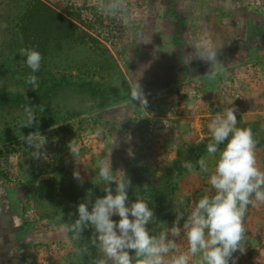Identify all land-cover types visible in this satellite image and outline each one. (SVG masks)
<instances>
[{"label": "rangeland", "instance_id": "1", "mask_svg": "<svg viewBox=\"0 0 264 264\" xmlns=\"http://www.w3.org/2000/svg\"><path fill=\"white\" fill-rule=\"evenodd\" d=\"M30 1L0 0V96H13L12 103L0 100V264H78L55 205L83 185L99 184L102 162L126 173L130 201L134 191L166 189L172 178L175 211L187 215L201 196L214 194L208 125L228 107L236 109L238 127L252 129L264 170V0H126L123 21L100 13L99 0H43L73 26L36 73L19 55ZM201 39L218 50L226 68L213 80L203 76L209 65L192 59V44ZM30 75L38 78L36 90L26 83ZM137 81L146 109L129 102ZM55 82L63 87L52 91ZM29 94L40 97L31 105L37 119L27 127L29 103L20 100ZM33 132L46 141L39 158L32 156L35 146L23 142ZM72 139L77 161L67 147ZM201 158L209 172H201ZM185 160L192 171L181 167ZM244 225L245 251L233 253L235 264H264V203L248 206ZM178 246L187 250L183 233ZM199 259L191 257L190 264Z\"/></svg>", "mask_w": 264, "mask_h": 264}, {"label": "clouds", "instance_id": "2", "mask_svg": "<svg viewBox=\"0 0 264 264\" xmlns=\"http://www.w3.org/2000/svg\"><path fill=\"white\" fill-rule=\"evenodd\" d=\"M97 10L123 21L127 2L99 0ZM141 41L150 42L149 39ZM192 47V59L198 58L209 65L203 75L207 79L213 80L218 74L226 72L224 63L218 59V50L210 42L201 39L194 41ZM19 55L25 57V63L33 73L39 71L43 57L35 47L21 48ZM26 83L36 90L37 76L30 75ZM133 101H138L140 107L146 109L148 101L139 81L130 93L129 102ZM31 105L29 103L24 107L22 126L30 127L37 119V112ZM235 113L236 109L232 106L223 109L208 125L211 138L206 152L209 157L216 158L215 169L209 177L214 194L201 196L187 210V215L184 212L175 215L172 226L167 225L156 235L148 227L155 217L153 208L135 191L136 199L130 201L128 190L132 183L126 173L123 170L113 171L111 162H102L96 168V176L100 178V183L96 185L103 186L105 195L93 199L94 194L88 189L85 199L77 205V217L64 225L63 230L71 232L75 241L83 238L85 228H92L95 232L89 243L76 246L74 252L89 257L90 264H190L194 256L200 257L198 264H229L230 260L235 264L233 253L245 251L242 241L246 234L244 218L248 206L264 203V170L257 164V141L250 127L237 126ZM34 133L23 135V142L35 146L32 156L39 158V149L46 141L38 142ZM67 147L77 161L79 145L72 139ZM197 163L201 172H209L206 159L201 158ZM181 167L192 171L194 165L185 160L181 162ZM73 177L82 183L78 170H74ZM184 203V197H181L179 204ZM116 215L119 216L118 221L112 219ZM182 233L187 239V250L178 246ZM68 243L69 247H73L71 240ZM93 248L98 251L96 257L91 254ZM16 253L18 250L13 249L11 254Z\"/></svg>", "mask_w": 264, "mask_h": 264}, {"label": "trees", "instance_id": "3", "mask_svg": "<svg viewBox=\"0 0 264 264\" xmlns=\"http://www.w3.org/2000/svg\"><path fill=\"white\" fill-rule=\"evenodd\" d=\"M23 19L21 24L22 33L24 30V33L26 34V37L23 39V48L35 47L42 54V57L47 56L49 51L53 48L57 50L61 49L66 38L68 39L71 36L73 26L72 20L59 13L43 0L30 1ZM61 87H63L62 82H55L51 90L55 91ZM39 97L40 96L36 98L35 94H29L26 101L20 100V102L33 104L36 103ZM12 99V94H3L0 96V100L5 103H12ZM172 185L174 184L172 182V178H170L168 179V185L165 186L166 189L159 190L157 187L152 186L150 193L145 192L142 194V197L150 204L149 206L153 208L155 214L153 221L148 226L153 235L158 234V232L162 228L167 227V225L170 226L175 218V215L178 214V212L175 211L177 206L175 205L174 198L172 196L173 193L169 189V187L172 188ZM112 188L114 191L115 186L112 185ZM88 189L92 190L94 194L93 199L95 197L105 195L103 186L101 185H83L67 199H59V201L56 202L55 207L58 215L65 222V224L70 223L71 220H74L77 217V205L85 199L86 191ZM69 213H71V215H69ZM68 235L72 240L73 234L68 232ZM94 236L95 232L92 228H85L83 238L80 241L72 240L74 248L76 246H82L89 243L90 238ZM91 254L93 257H96L98 256V251L93 248L91 249ZM80 258L81 261L78 264H90L89 257L80 256ZM230 264H232V262H230Z\"/></svg>", "mask_w": 264, "mask_h": 264}]
</instances>
